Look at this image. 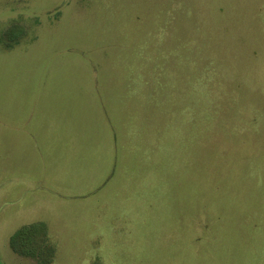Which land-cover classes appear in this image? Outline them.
Returning <instances> with one entry per match:
<instances>
[{"label": "rangeland", "instance_id": "374dc122", "mask_svg": "<svg viewBox=\"0 0 264 264\" xmlns=\"http://www.w3.org/2000/svg\"><path fill=\"white\" fill-rule=\"evenodd\" d=\"M0 264H264V0H0Z\"/></svg>", "mask_w": 264, "mask_h": 264}, {"label": "trees", "instance_id": "16d2710c", "mask_svg": "<svg viewBox=\"0 0 264 264\" xmlns=\"http://www.w3.org/2000/svg\"><path fill=\"white\" fill-rule=\"evenodd\" d=\"M36 223H33V224H30V225H26V226H23L22 228H20L19 232H22V236H29L28 234L37 230L38 227L35 225ZM16 243H13V247L14 249L17 251V241H15Z\"/></svg>", "mask_w": 264, "mask_h": 264}, {"label": "crops", "instance_id": "0c3cea01", "mask_svg": "<svg viewBox=\"0 0 264 264\" xmlns=\"http://www.w3.org/2000/svg\"><path fill=\"white\" fill-rule=\"evenodd\" d=\"M31 224H33V223H31ZM26 225H30V224H26ZM26 225H24V226H26ZM22 227H23V225H22L20 228H22ZM20 228H19V229H20ZM19 229H17V230H19Z\"/></svg>", "mask_w": 264, "mask_h": 264}]
</instances>
